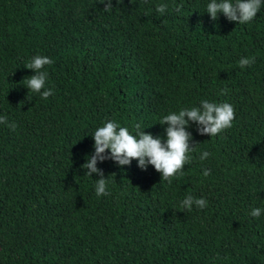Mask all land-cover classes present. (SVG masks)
Instances as JSON below:
<instances>
[{
	"label": "trees",
	"instance_id": "obj_1",
	"mask_svg": "<svg viewBox=\"0 0 264 264\" xmlns=\"http://www.w3.org/2000/svg\"><path fill=\"white\" fill-rule=\"evenodd\" d=\"M210 2L0 0V116L16 124L0 123V264H264V0L243 24L212 21ZM37 55L47 99L22 81ZM203 100L234 119L215 136L190 122L182 175L98 161L97 196L81 165L99 127L163 141V117Z\"/></svg>",
	"mask_w": 264,
	"mask_h": 264
},
{
	"label": "clouds",
	"instance_id": "obj_2",
	"mask_svg": "<svg viewBox=\"0 0 264 264\" xmlns=\"http://www.w3.org/2000/svg\"><path fill=\"white\" fill-rule=\"evenodd\" d=\"M122 0H117V3ZM103 3L104 10L113 8L112 0H100ZM262 0H211L207 5L206 12L210 14L212 21L218 19L219 14H223L229 21L238 23H247L253 20L257 15ZM182 5H177L176 11L181 10ZM167 5L157 6L156 11L163 14ZM53 61L46 56H34L25 66L34 70V75L23 79V85L33 92L39 93L42 98L47 99L52 95L51 89H45L48 78L47 71L43 70L45 65ZM255 63V57L241 58L239 65L241 68ZM42 89H45L41 91ZM187 118V119H186ZM234 119V109L229 103H214L208 100L201 101L199 107L181 109L178 114L173 112L163 117L161 125H167L164 129L166 139L162 141L159 136L154 137L151 133H145L140 124H136L135 135L130 134L126 127L119 126L115 121H108L99 127L92 135L94 139V154L86 157V162L81 165L85 169V175L92 176L96 173L100 176L96 180L97 196L107 195L106 181L102 170L97 168V162L112 160L119 166L129 165L132 160L138 161L141 169H146L149 164L154 166L157 172L161 173L162 179L168 180L183 169L190 150V140L192 135L186 128L190 122L198 125L197 131L203 135L215 136L222 130L231 127ZM0 123L8 124L6 116H0ZM8 127L15 130L16 124L12 122ZM193 144L192 146H194ZM191 146V147H192ZM106 150L110 155L106 154ZM208 152L201 155V159H206ZM183 173L181 172V175ZM204 176L210 175V170L203 172ZM170 182V181H169ZM204 208L207 201L204 198H195L187 196L181 204V207L191 210L192 206ZM261 208H253L250 215L259 217L262 214Z\"/></svg>",
	"mask_w": 264,
	"mask_h": 264
}]
</instances>
